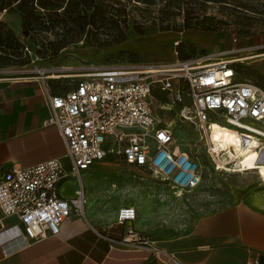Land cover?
I'll use <instances>...</instances> for the list:
<instances>
[{
    "label": "built area",
    "instance_id": "built-area-1",
    "mask_svg": "<svg viewBox=\"0 0 264 264\" xmlns=\"http://www.w3.org/2000/svg\"><path fill=\"white\" fill-rule=\"evenodd\" d=\"M217 55L175 63L90 67L70 91L54 95L45 88L50 110L46 124L57 126L69 167L54 159L3 173L0 221L17 217L26 244L58 235L73 213L85 215L82 175L104 161L122 160L174 189H195L201 167L178 143L171 124L177 116L198 128L216 170L254 171L264 183V89L239 80L230 61L212 62ZM215 123L232 132L235 143L223 147L215 140ZM248 152L255 154L252 165L244 163ZM69 178L80 181L72 199L62 197L60 189ZM136 218L131 206L117 214L120 225Z\"/></svg>",
    "mask_w": 264,
    "mask_h": 264
},
{
    "label": "rangeland",
    "instance_id": "rangeland-1",
    "mask_svg": "<svg viewBox=\"0 0 264 264\" xmlns=\"http://www.w3.org/2000/svg\"><path fill=\"white\" fill-rule=\"evenodd\" d=\"M126 5L129 28L125 42L105 47L83 42L71 44L55 58L45 52L47 43L56 40L54 35L44 33L40 37L37 33L34 41L23 40L20 14L15 10L0 13V21L7 23L30 47L26 51L30 59L27 65L0 70L36 76L42 75L39 71L44 69L47 76L60 75L61 78H50L52 84L70 91L88 68L131 63L127 55L131 52L139 54L137 63L141 64L175 63L217 53L220 55L212 62L228 60L233 68L242 65L244 72L250 70L264 77V0H159L154 6ZM205 17L221 22L220 29L186 28L189 19L196 22ZM136 27L143 34L137 33ZM179 48L183 49L185 59ZM236 73L239 80L256 82ZM171 124L178 143L184 144V150L201 167V181L195 189H174L152 173H143L123 161H104L95 165L91 173L82 175L86 202L99 207L103 214L112 217L124 206L136 209L137 218L131 230L141 242L150 236L162 240L186 233L200 219L234 205L244 196L264 200V183L254 171L216 170L198 128L191 122L179 121V116ZM73 181L76 185L79 182L80 187L79 180L73 178Z\"/></svg>",
    "mask_w": 264,
    "mask_h": 264
},
{
    "label": "crops",
    "instance_id": "crops-1",
    "mask_svg": "<svg viewBox=\"0 0 264 264\" xmlns=\"http://www.w3.org/2000/svg\"><path fill=\"white\" fill-rule=\"evenodd\" d=\"M44 77L0 70V176L54 159L69 166L57 126L46 124L50 110L45 88L54 95L67 91ZM60 189L62 197L72 199L79 182L69 178ZM84 210V216L73 213L58 235L32 244L23 240L17 217L2 219L0 264H264V200L257 197L244 196L186 233L162 240L150 236L143 242L134 231L128 234L135 221L120 225L117 212L107 216L90 201Z\"/></svg>",
    "mask_w": 264,
    "mask_h": 264
},
{
    "label": "trees",
    "instance_id": "trees-1",
    "mask_svg": "<svg viewBox=\"0 0 264 264\" xmlns=\"http://www.w3.org/2000/svg\"><path fill=\"white\" fill-rule=\"evenodd\" d=\"M128 1V2H126ZM159 0H0V13L17 11L21 16L22 38L35 40V35L47 33L56 37L48 42L45 52L51 58L71 44L83 42L86 45L105 47L120 44L128 39L127 23L129 14L127 4L154 6ZM189 19L186 28H202L203 30H219L215 18ZM219 27V29H218ZM136 32L143 34L141 28ZM37 35V36H38ZM15 35L7 23L0 21V68L24 66L30 62L26 51L30 47ZM44 47L45 40L42 39ZM180 46V45H179ZM48 47V48H47ZM181 57L184 51L180 49ZM39 53H43L38 50ZM126 52H121V55ZM131 63L139 62V54H127ZM185 59V58H184ZM188 59V58H186ZM235 71L245 77L252 78L254 84L264 89V77L253 71L244 72L242 65L234 66ZM249 81V80H245ZM251 82V81H250ZM67 91V90H66ZM58 95V94H55Z\"/></svg>",
    "mask_w": 264,
    "mask_h": 264
},
{
    "label": "bare ground",
    "instance_id": "bare-ground-1",
    "mask_svg": "<svg viewBox=\"0 0 264 264\" xmlns=\"http://www.w3.org/2000/svg\"><path fill=\"white\" fill-rule=\"evenodd\" d=\"M45 71L46 70L43 69V70H40L39 72L40 74L45 75ZM57 77H60V75H56L55 73L48 76V78H57ZM212 137H214L215 140L220 141L223 147H227L235 143V135L232 132H230L227 128H225L224 126L218 123L214 124V131H213ZM254 157H255V154L249 153V152L246 153L245 159H244L245 165H252V161L254 160ZM262 171H263L262 174L264 175V170Z\"/></svg>",
    "mask_w": 264,
    "mask_h": 264
}]
</instances>
